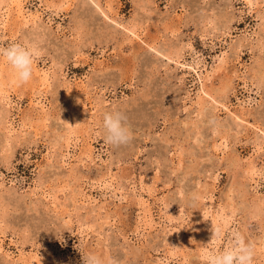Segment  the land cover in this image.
Segmentation results:
<instances>
[{"label":"rangeland","instance_id":"1","mask_svg":"<svg viewBox=\"0 0 264 264\" xmlns=\"http://www.w3.org/2000/svg\"><path fill=\"white\" fill-rule=\"evenodd\" d=\"M243 1L26 0L40 20L0 46L38 43L49 79L2 75L0 264H204L235 232L264 264V0ZM108 3L147 45L103 17ZM117 109L133 139L114 147L101 124Z\"/></svg>","mask_w":264,"mask_h":264},{"label":"clouds","instance_id":"2","mask_svg":"<svg viewBox=\"0 0 264 264\" xmlns=\"http://www.w3.org/2000/svg\"><path fill=\"white\" fill-rule=\"evenodd\" d=\"M42 51L36 42H17L0 46V59L6 61L11 68L17 86H23L31 80L34 60L42 54ZM101 127L105 143L111 146L127 145L133 139L127 117L118 109L103 113ZM212 238L220 240L221 229L217 228ZM255 256L256 245L247 240L242 233L235 232L227 247L204 249V264H254ZM81 257L82 264H120V261L114 257H108L106 260L94 252Z\"/></svg>","mask_w":264,"mask_h":264},{"label":"bare ground","instance_id":"3","mask_svg":"<svg viewBox=\"0 0 264 264\" xmlns=\"http://www.w3.org/2000/svg\"><path fill=\"white\" fill-rule=\"evenodd\" d=\"M25 2H26V0H0V34L3 31H7V30H10V29H13V28L15 29L19 25H26L28 23H35L36 21L40 20V17L42 15V10L41 9H35V11L30 13V10H27L25 8L26 7V5H25L26 3ZM94 2H95L97 7L100 6V2L99 1H94ZM243 2H245V4L247 6H249V7L257 6V7L261 8L260 3H258V0H244ZM110 7H112L111 3H108V5H106V7H104L105 9L101 11L102 12L101 14L103 15V17L106 20H109V21L115 23L116 25L121 26L122 29L124 31H126V33L131 38H134L137 41H140L143 45H147V43L140 38L141 35L139 36L137 34L138 32L136 33L130 27H126L125 25H122L120 22H117V20L115 19L114 15L110 16V11H111ZM2 75H5V78L7 80H9L10 82H14L15 81L14 80V74H13L11 68L8 66L7 62L3 61L2 59H0V99L2 100L3 106L7 107V106L10 105V102H11L10 100L11 99H10L9 95L6 93V91L3 89L4 80H3ZM198 76H199V74H198ZM48 79H49V75L47 73H44V72L40 73V71L37 69L36 62L34 61V64H33V75H32V78L30 80L31 81V84H30L31 88L36 89L37 91H39L38 88L40 86H43L44 84H46ZM201 81H202V79H201ZM82 85H83V83L81 82L78 86H76V89L78 87L82 88ZM213 89H216V88H213ZM223 89L224 88L222 86V92H223ZM225 90H227V88H225ZM225 90H224V92H225ZM200 91H201V93L204 96L212 98L210 96V94L207 91H205V89L203 88V83H201V90ZM209 91L211 92V90H209ZM215 92L217 93V91H215ZM82 93L83 92L81 91L79 93L78 97L82 96ZM34 94H36V95H34ZM40 98H41V95L38 92L33 93V96L30 98V101H29V106L32 107V108H34L36 106H39L40 105ZM216 98H217V96H216ZM213 101L215 102V100H213ZM41 107H42V105L40 106V110H42ZM76 132H77L76 129L70 128V129L67 130V132L62 137H60L62 142H64L63 145H62V148H63L64 152H62L61 156H60L62 159L66 158L67 155L69 154V148L71 147V144H72L71 143L72 139H71L70 135L75 134ZM262 132L264 133V131H262ZM88 142L89 141H88V137H87L86 140H85V144L89 147V150H90V144ZM251 164H252L251 162H250V164H248L250 166V168H251ZM249 171H251V169ZM30 263L40 264L39 261L36 260V259L34 261L30 260Z\"/></svg>","mask_w":264,"mask_h":264}]
</instances>
